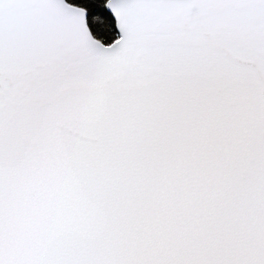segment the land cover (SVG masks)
<instances>
[{
    "label": "water",
    "instance_id": "water-1",
    "mask_svg": "<svg viewBox=\"0 0 264 264\" xmlns=\"http://www.w3.org/2000/svg\"><path fill=\"white\" fill-rule=\"evenodd\" d=\"M0 0V264H264V0Z\"/></svg>",
    "mask_w": 264,
    "mask_h": 264
},
{
    "label": "trees",
    "instance_id": "trees-1",
    "mask_svg": "<svg viewBox=\"0 0 264 264\" xmlns=\"http://www.w3.org/2000/svg\"><path fill=\"white\" fill-rule=\"evenodd\" d=\"M70 5L87 11L88 27L95 39L109 46L118 39L116 25L106 10L108 0H66Z\"/></svg>",
    "mask_w": 264,
    "mask_h": 264
}]
</instances>
